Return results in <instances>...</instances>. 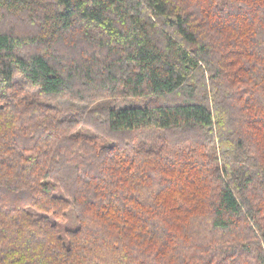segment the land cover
Segmentation results:
<instances>
[{"label":"trees","instance_id":"trees-1","mask_svg":"<svg viewBox=\"0 0 264 264\" xmlns=\"http://www.w3.org/2000/svg\"><path fill=\"white\" fill-rule=\"evenodd\" d=\"M0 18V264H264V0ZM64 96L145 103L72 117Z\"/></svg>","mask_w":264,"mask_h":264},{"label":"rangeland","instance_id":"rangeland-1","mask_svg":"<svg viewBox=\"0 0 264 264\" xmlns=\"http://www.w3.org/2000/svg\"><path fill=\"white\" fill-rule=\"evenodd\" d=\"M2 18H0V21ZM6 24H11V20L6 18L4 20ZM78 85V82L74 84V87ZM83 87V85H81ZM79 89V87H76ZM53 104L58 105L64 114L70 116H76L77 113L84 112L85 114L94 113L98 117V113L96 112H105L107 105H112L117 108H125L131 105H143L145 103L144 97H107V98H100L98 101H89L87 98L83 99L81 97H70L64 96L60 99H54L52 101ZM97 118V117H96ZM84 128V127H83Z\"/></svg>","mask_w":264,"mask_h":264}]
</instances>
